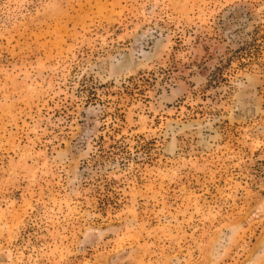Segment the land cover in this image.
<instances>
[{
  "label": "rangeland",
  "instance_id": "1",
  "mask_svg": "<svg viewBox=\"0 0 264 264\" xmlns=\"http://www.w3.org/2000/svg\"><path fill=\"white\" fill-rule=\"evenodd\" d=\"M0 264H264V0H0Z\"/></svg>",
  "mask_w": 264,
  "mask_h": 264
}]
</instances>
